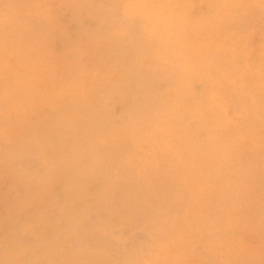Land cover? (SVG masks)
I'll return each mask as SVG.
<instances>
[{"label": "clouds", "instance_id": "clouds-1", "mask_svg": "<svg viewBox=\"0 0 264 264\" xmlns=\"http://www.w3.org/2000/svg\"><path fill=\"white\" fill-rule=\"evenodd\" d=\"M0 264H264V0H0Z\"/></svg>", "mask_w": 264, "mask_h": 264}]
</instances>
